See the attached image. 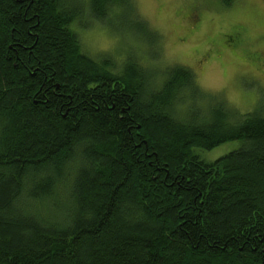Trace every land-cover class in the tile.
<instances>
[{
  "label": "trees",
  "instance_id": "trees-1",
  "mask_svg": "<svg viewBox=\"0 0 264 264\" xmlns=\"http://www.w3.org/2000/svg\"><path fill=\"white\" fill-rule=\"evenodd\" d=\"M111 6L145 26L133 0L88 11ZM83 10L0 0V264H264V99L204 113L183 65L157 87L135 57L115 73L81 52ZM236 140L213 161L194 151Z\"/></svg>",
  "mask_w": 264,
  "mask_h": 264
},
{
  "label": "rangeland",
  "instance_id": "rangeland-1",
  "mask_svg": "<svg viewBox=\"0 0 264 264\" xmlns=\"http://www.w3.org/2000/svg\"><path fill=\"white\" fill-rule=\"evenodd\" d=\"M80 1L84 10L69 28L82 53L98 61L108 56L115 73L129 56L135 57L154 71L157 87L164 69L183 65L203 91L196 103L204 113L213 100L241 115L264 99V0H230L227 5L222 0H133L135 16L145 22L142 28L119 16L122 9L115 6L100 21L90 16V0ZM186 102L178 104V116L184 115ZM240 145L228 141L194 151L209 162Z\"/></svg>",
  "mask_w": 264,
  "mask_h": 264
}]
</instances>
